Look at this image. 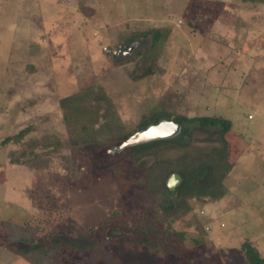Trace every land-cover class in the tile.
<instances>
[{
  "label": "rangeland",
  "instance_id": "374dc122",
  "mask_svg": "<svg viewBox=\"0 0 264 264\" xmlns=\"http://www.w3.org/2000/svg\"><path fill=\"white\" fill-rule=\"evenodd\" d=\"M150 27L169 34L143 75L150 37L123 47ZM202 116L230 120L228 130ZM152 118L150 136L127 146L167 141L117 157L75 140L86 127L111 142ZM160 123L172 132L159 135ZM26 148L49 165L10 163ZM185 157L205 166L202 184L181 181ZM153 163L159 180L177 173L176 187L198 194L189 212L160 220L144 181ZM219 180L226 194L204 195ZM8 223L39 242L59 231L95 244H65L60 264H249L244 242L264 257V3L0 0V264H32Z\"/></svg>",
  "mask_w": 264,
  "mask_h": 264
},
{
  "label": "trees",
  "instance_id": "16d2710c",
  "mask_svg": "<svg viewBox=\"0 0 264 264\" xmlns=\"http://www.w3.org/2000/svg\"><path fill=\"white\" fill-rule=\"evenodd\" d=\"M244 1L264 3V0ZM168 34V28L150 27L140 32H133L126 39L123 48H127L131 45H133L134 47L137 44L140 46L142 45L140 37H150L149 49L146 51V53H144V58L147 64L144 66V69L142 71L143 75L150 74L153 72L154 69H158L157 65L155 64V61L157 59L158 52L161 46L164 44ZM154 120V118H152L150 121L145 120L143 124L141 126H138L135 130L131 132H124L121 135H118L116 139L111 142L106 141V134H97L91 130H88L86 127H82L80 134H77L75 140L83 141L86 144L89 143L90 147L102 150L103 157H117L120 156L126 150H129V148H147L148 146L167 141L159 140L146 144L142 143L137 146H127L128 144L122 146L125 141L134 137H138L141 131L147 128L149 122L152 123L154 122ZM199 121L202 125H220L224 129H227L230 125V120L224 118H217L215 116H202ZM23 133L24 130L18 132V134L15 136V141L19 140V138L23 136ZM9 139V137H6L4 142L8 141ZM29 148L32 149L34 147L30 146ZM25 150H27V148L20 151L19 154H16V151L14 150L9 151L8 158L10 163L25 164L31 167H47L49 165L50 157H43L40 153L36 152L35 150L32 151L31 156H27ZM174 165L176 166V169H178L180 172L179 174L181 176L182 182L190 179L192 184H202L201 182L206 177V175L203 174L205 166L202 162L200 163V160H198V158H180L178 162H176ZM144 181L147 184L148 189L155 192V198L162 214V216L160 215V220H165L169 217L177 218L180 215L189 212L191 210L189 199L198 195L196 192L191 190V186L189 187L188 184L181 190H179L180 185L174 190H170L167 185V182L159 180V173L156 168V164L154 163L149 165V170ZM182 182H180V184ZM226 192V187L219 180L216 182L214 181V183L212 184V188L206 191L204 195L211 196L213 199L218 200L222 198L226 194ZM169 194H172L170 200ZM7 225L9 226V240H16L24 243V246L19 247V249L15 250L16 253L27 258L32 264H60L59 255L61 253V249H63V246L68 243H72L82 249L87 248L88 246L92 247L95 245L93 242L84 244L81 241L67 240L65 239L64 235L60 234L59 231H56L54 234H51V240L49 242H39L35 241L34 239V233L36 231L33 227H26L24 224L19 223H8ZM151 226L153 225H150L148 228L150 229ZM177 235L182 238L181 233L178 232ZM140 243L141 245L145 246L153 252H162H158L156 250L155 244L148 242L145 239L144 235L140 237ZM241 246L244 250L245 258L249 264H264V257L260 255L259 251L255 246H253L249 242H244ZM94 247L96 248V246ZM107 253L109 254H105L107 258L113 257L109 251Z\"/></svg>",
  "mask_w": 264,
  "mask_h": 264
},
{
  "label": "water",
  "instance_id": "95a60500",
  "mask_svg": "<svg viewBox=\"0 0 264 264\" xmlns=\"http://www.w3.org/2000/svg\"><path fill=\"white\" fill-rule=\"evenodd\" d=\"M178 127L179 126H175V129H178ZM158 128H161V132H159V135L161 134L162 136H165V135H167V134L172 132L174 126L171 123H160ZM150 134L151 133L146 128L145 130L141 131V133H140V135L138 137H134L132 139H129V140L125 141L122 144V146L125 145V144H128V143H133V142L137 141V139L140 140V141L146 140L150 136ZM179 180H180L179 174L172 173L170 178L167 181V185H168L169 189L170 190H174L176 185L178 184ZM171 197H172V194H169V200H170Z\"/></svg>",
  "mask_w": 264,
  "mask_h": 264
}]
</instances>
